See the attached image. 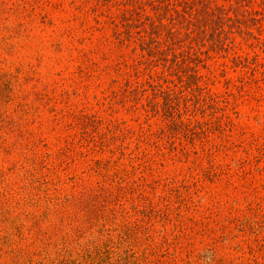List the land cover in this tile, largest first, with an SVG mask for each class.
<instances>
[{"label": "rangeland", "instance_id": "obj_1", "mask_svg": "<svg viewBox=\"0 0 264 264\" xmlns=\"http://www.w3.org/2000/svg\"><path fill=\"white\" fill-rule=\"evenodd\" d=\"M94 9L0 0V264H89L98 247L95 264L113 250L120 264H264V30L161 138L162 119L114 82L121 55L86 32ZM112 124L134 134L123 159L84 134Z\"/></svg>", "mask_w": 264, "mask_h": 264}, {"label": "trees", "instance_id": "obj_2", "mask_svg": "<svg viewBox=\"0 0 264 264\" xmlns=\"http://www.w3.org/2000/svg\"><path fill=\"white\" fill-rule=\"evenodd\" d=\"M90 4L94 14L101 13L95 18L97 26L86 32L91 36L100 32L99 45L121 55L112 68L114 82L123 94L135 92V105L142 107V115L162 119L161 138L189 126L186 121L191 122V118L183 119L184 110L214 100L203 85L215 83L217 69L227 71V62L245 68L248 56L243 54V45L259 44L264 30L259 10L264 8V0H90ZM101 16L106 17L104 22L98 19ZM109 30L112 35L107 38ZM250 46L255 49L257 45ZM220 58L228 61L218 64ZM99 126L84 127L90 144L112 155L120 151L123 159L124 145L131 146L134 134L113 124ZM119 141L122 143L117 146ZM153 149L158 153L157 146ZM134 152L129 163H135L133 158L139 159L143 153L137 139ZM99 164L102 170H118L117 161ZM123 168L136 170L124 164ZM30 175H37V171ZM113 252V258L106 253L110 264L123 262L124 254ZM93 253L86 255L89 264L104 254L99 247Z\"/></svg>", "mask_w": 264, "mask_h": 264}]
</instances>
